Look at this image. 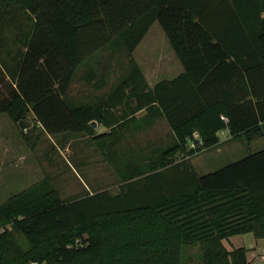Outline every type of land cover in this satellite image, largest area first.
Masks as SVG:
<instances>
[{"label": "trees", "instance_id": "trees-1", "mask_svg": "<svg viewBox=\"0 0 264 264\" xmlns=\"http://www.w3.org/2000/svg\"><path fill=\"white\" fill-rule=\"evenodd\" d=\"M154 23L182 71L150 87L132 54ZM103 49L126 52V74L73 97L80 68L105 87L89 63ZM0 114L86 137L119 183L64 200L44 179L9 198L0 264H182L191 248L203 264H248L222 242L264 239V149L202 176L192 164L220 133L264 139V0H0ZM160 123L168 135L144 141Z\"/></svg>", "mask_w": 264, "mask_h": 264}, {"label": "rangeland", "instance_id": "rangeland-1", "mask_svg": "<svg viewBox=\"0 0 264 264\" xmlns=\"http://www.w3.org/2000/svg\"><path fill=\"white\" fill-rule=\"evenodd\" d=\"M141 68L150 87L163 79H172L182 68L175 57L159 25L154 23L132 54ZM98 81L105 79V87H96L83 80L86 69L80 68L71 87V95L82 101H92L108 91L118 77L126 74L127 54L124 50H101L89 62ZM31 114L26 116L20 129L5 114H0V205L12 196L31 185L48 179L64 200H74L85 193L107 190L113 194L118 191V178L111 167L86 137L71 139L64 143L62 138L46 135L39 127H32ZM99 133L105 132L97 127ZM26 135V140L22 134ZM168 135L164 123L158 124L145 135L144 141H154ZM220 144L216 148L200 152L192 159L198 175H206L225 165L237 162L250 154L264 149V139L251 143L245 140L230 139L228 132L219 134ZM136 137L124 143L125 150L134 148ZM228 251L238 248L247 250L248 264H264V239L252 234L238 235L225 241ZM203 264L198 248L184 252L182 264Z\"/></svg>", "mask_w": 264, "mask_h": 264}, {"label": "crops", "instance_id": "crops-1", "mask_svg": "<svg viewBox=\"0 0 264 264\" xmlns=\"http://www.w3.org/2000/svg\"><path fill=\"white\" fill-rule=\"evenodd\" d=\"M32 118H33V117H32ZM224 242H225V241H223V242H222V243H223V245H224ZM227 242H229V243H230V239H229V240H227Z\"/></svg>", "mask_w": 264, "mask_h": 264}, {"label": "built area", "instance_id": "built-area-1", "mask_svg": "<svg viewBox=\"0 0 264 264\" xmlns=\"http://www.w3.org/2000/svg\"><path fill=\"white\" fill-rule=\"evenodd\" d=\"M194 147V146H193Z\"/></svg>", "mask_w": 264, "mask_h": 264}]
</instances>
